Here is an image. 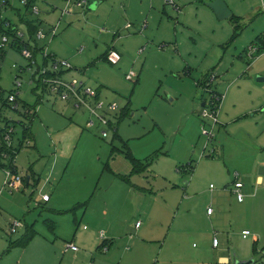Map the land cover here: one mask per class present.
I'll use <instances>...</instances> for the list:
<instances>
[{"label": "rangeland", "instance_id": "rangeland-1", "mask_svg": "<svg viewBox=\"0 0 264 264\" xmlns=\"http://www.w3.org/2000/svg\"><path fill=\"white\" fill-rule=\"evenodd\" d=\"M84 1L83 7H69L47 48L58 46L64 53L58 57L71 66L67 79L82 81L98 91L101 101L116 105L109 116L116 134L107 129L103 138L96 126L85 130L91 144L84 138L77 142L73 155L53 172L56 182L45 185L52 153L49 138L36 141V147L31 135L25 138L30 143L14 159L23 179L19 191L3 188L0 169V264H264V183L254 186V172L243 177L256 154L259 173L264 174V80L257 81L264 78V49L257 38L264 39V0H223L232 15L221 20L207 7L211 0ZM94 2L99 6L90 9ZM36 5L39 14L13 0L2 11V19L9 22L3 30L14 28L27 39L26 23L53 25L65 4L43 0ZM249 47L260 50L250 54ZM108 48L122 52L116 65L104 60ZM36 61L40 64L39 56ZM28 63L16 45L0 50V125L6 120L13 126V147L22 136L18 122L27 120L26 106L37 107L40 91L28 83ZM129 71L136 74L134 80L125 78ZM15 76L22 81L16 110L6 101ZM209 91L225 93L222 104L235 115L232 122L216 126L209 145L215 148L212 157L201 156L205 139L200 125L209 124L200 116L201 103ZM248 106L254 108L246 112ZM86 111L79 110L82 128L89 117ZM44 146L46 154H38ZM117 150L128 152L146 169L131 175L130 161ZM187 163H192L191 171ZM107 164L127 173L132 185L105 169ZM31 171L36 182L30 179L25 185ZM235 171L245 182L244 203L237 207L229 192L220 195L223 234L205 218L206 208L217 211L216 192L232 187ZM85 189V196H79ZM43 194L51 198L48 203L40 202ZM14 219L26 226L12 233ZM137 221L148 229L144 236L134 230ZM27 227L34 231L29 242L15 244ZM243 229L250 232L246 238ZM103 231L113 238L106 253L96 247ZM213 231L217 248L212 247ZM72 241L79 251L64 252V244ZM220 254L229 262H220Z\"/></svg>", "mask_w": 264, "mask_h": 264}, {"label": "built area", "instance_id": "built-area-1", "mask_svg": "<svg viewBox=\"0 0 264 264\" xmlns=\"http://www.w3.org/2000/svg\"><path fill=\"white\" fill-rule=\"evenodd\" d=\"M21 4L24 5L25 9L30 11L33 14H39L40 9L36 5V2L43 0H19ZM64 7L59 9V18L56 23L53 25H47L46 27L35 28V30L30 34L27 29V38L31 39L33 42L38 40H43L46 36L53 38L56 35L57 28L61 19L64 15L69 14V7L74 5L76 7H83L85 1L83 0H63ZM13 0H0V26L2 31L0 32V50H3L6 46L12 47L14 45L18 46L19 53L21 56L27 60L29 63L26 67L27 70H30V78L28 83L33 85L34 88H39L38 97L41 98L43 94H53L56 95L59 99L63 101H71L75 107H83L89 113V118L87 120V127L100 126L102 129L100 130V135L105 138L108 136L107 129L112 130L111 122L109 120V116L113 115L116 110L115 104L106 103L98 98L97 93L91 87L85 85L81 81L76 79L67 80L62 78L61 73L63 70H68L71 68L70 64L63 59L55 58L47 48H39L34 46H25L24 42V33L15 30L14 28L9 29L8 31L3 30V25L9 26V22L5 19H2V11L5 7L11 6ZM167 3H172L171 0H167ZM177 8V7H176ZM129 26V25H127ZM250 54L256 53L258 51V47L253 49L249 47ZM252 53V54H253ZM41 58V63L38 64L36 61V56ZM119 56L113 49H108L106 52V60L111 64H117L119 62ZM32 65H34L35 69L32 70ZM24 69L21 68L20 71ZM136 74L133 71H129L125 74V78L127 80H134ZM19 76L14 77L13 81V92L7 94L6 101L7 103H12L14 105L15 110L17 109L16 98L19 94V89L22 87V81L18 78ZM32 91L34 89L32 88ZM206 91V89H205ZM2 89L0 88V100L2 98ZM223 99V94L218 93L216 91H209V98L206 101H203L202 110L200 112V116L203 120L209 122L208 126L202 123L200 125V133L205 139V144L203 146V154L212 155L214 152V148L209 147L214 140V129L218 125V112L220 109V105ZM40 101V99H39ZM35 114V107L26 106V111L24 113L25 116H30ZM8 125L5 127L4 131L1 134L2 143L5 145L7 149L12 148V136L14 134L13 126ZM25 141V142H24ZM23 141V145H28L30 143L29 140ZM8 157V152L2 150L0 152V161L6 159ZM188 170H191V163H187ZM180 170V169H179ZM185 171V170H182ZM4 174L3 180V188H7L8 191H17L23 185V180L18 170L13 166V163L7 166H4L2 169ZM232 189L231 192L234 195L235 199L238 202H242L244 198V194L241 191L243 187V183L239 181L238 172L232 173ZM48 195L43 194L41 199L42 201L48 200ZM212 208L209 206L206 208V213L211 214ZM139 222H136L135 227L139 226ZM23 226V222L19 219H14L11 221L9 225L10 232L14 233L18 228ZM250 232L248 230H242L241 235L243 238H246ZM131 236H129L130 238ZM99 240H101L99 248L103 251H106L107 244L105 242V237L103 232H100L98 235ZM218 240L216 236L212 238V246H218ZM128 249V246L126 247ZM77 251L78 247L73 242H66L64 244L63 251Z\"/></svg>", "mask_w": 264, "mask_h": 264}, {"label": "crops", "instance_id": "crops-1", "mask_svg": "<svg viewBox=\"0 0 264 264\" xmlns=\"http://www.w3.org/2000/svg\"><path fill=\"white\" fill-rule=\"evenodd\" d=\"M100 3V2H99ZM98 3V4H99ZM99 6V5H97ZM96 6V7H97ZM76 7V6H75ZM73 9H75L73 7ZM232 15V14H231ZM66 16V15H64ZM63 16V17H64ZM62 17V18H63ZM235 18H237V16H234ZM59 18V17H58ZM62 20V19H61ZM60 25V23H59ZM126 27L128 28V26L126 25ZM30 28V29H29ZM29 30L30 34H32V32L34 31V28L33 26L29 27L28 25H26V30ZM53 38H50L49 36H46L43 40H38L35 42H33L31 39L27 38L25 39V43L28 44V45H31V46H34V45H37V47H39L40 49L41 48H47V45L49 43H51ZM44 41V42H43ZM264 40H261V43H263ZM55 49V50H54ZM54 49H48L47 50L57 59H63V58H60L58 56H64V53L59 49V47L57 46H54ZM109 49V48H108ZM107 49V50H108ZM106 50V52H107ZM114 50V49H113ZM118 56H119V62L121 61V59L123 58L122 57V52H120L119 50L115 49L114 50ZM105 52V53H106ZM59 55H58V54ZM38 56V55H37ZM65 56H68L67 54H65ZM74 55H72L71 57L73 58ZM65 60V59H63ZM104 60L109 63L106 59H105V56H104ZM118 62V63H119ZM40 63H41V58H40ZM110 65H116V64H111L109 63ZM77 70V69H75ZM70 70H63V72L61 73V76L62 78L64 79H67L66 76H68L70 74ZM111 77V76H110ZM263 78V77H261ZM67 80H70V79H67ZM264 80V79H263ZM82 82V81H81ZM83 83V82H82ZM96 91V90H95ZM218 93H221L219 91H216ZM97 93V96L99 98V93L98 91H96ZM223 94V99L222 101L224 100V97H225V93H221ZM39 94L36 95V103H37V107H35V114L32 115V118H31V121L29 122V128H30V135L33 139V144L34 146L36 145V141L39 142V144L41 143H44V140L46 138H49L48 140V143H49V147H47L48 149H52V153H51V158H49L47 161L50 160V166H49V169H48V174H47V179L44 180L43 182V185H45V183L47 182H50V180H53V182H56L57 178H56V174H54L53 172L55 171V169L57 167H59L58 163L63 160L65 162L66 158L68 159L70 156L73 155V153L75 152L76 148H77V142H79L82 138H84V140L87 142L88 145L91 144L92 142V136H88V132H85V130L87 131L88 129L92 128V127H87V121L84 122V126L83 128L80 127L82 124L81 120H80V116H79V110L82 111V109H84L86 111L85 108L83 107H75L71 101H63L61 99H59L58 97H56V95H53V94H48V93H45L43 95V98H39L38 97ZM234 95V97L237 98V93L235 94H232ZM40 99V101L38 100ZM40 103V104H39ZM203 103V102H202ZM201 103V104H202ZM223 102H221V105H220V108L221 110L219 109V112H218V126H217V129L222 125V121L226 122L227 124L232 122L233 119L235 118V115L228 109L226 108V104H222ZM39 104V105H38ZM260 106V105H259ZM82 108V109H81ZM254 107H251V106H248L247 107V111L246 112H249L250 110H252ZM55 109H57L56 111H58L57 113L55 112ZM88 112V111H86ZM89 114V113H88ZM87 115V113H86ZM242 116L246 117V113H243ZM89 117H87L86 120H88ZM220 119V120H219ZM75 120H77L79 123H77ZM258 122H261V120H256ZM76 122V123H75ZM6 123L3 124V126L1 127L0 125V128H3L5 126ZM79 124V125H78ZM94 127V126H93ZM97 127V131L99 132V129H102L100 126H96ZM216 128V127H215ZM215 130V129H214ZM213 130V131H214ZM112 132H116V129L114 127H112ZM85 134V135H84ZM116 134V133H115ZM99 135H100V132H99ZM247 136V135H246ZM215 137V136H214ZM249 137V136H247ZM19 142V140H18ZM75 142V143H74ZM205 144V142H204ZM203 144V146H204ZM13 146V145H12ZM71 146L74 147V149L72 151H70V148ZM36 147V146H35ZM86 148L84 149H81L80 150V153L84 152L85 149H87V146H85ZM213 147V146H212ZM214 148V147H213ZM37 149V148H36ZM45 149H46V146L44 147H40L39 149H37V153L38 154H46L45 153ZM21 150V149H20ZM19 150V151H20ZM203 150V148H202ZM116 151V150H115ZM118 153H121L122 152L120 150H117ZM116 152V153H117ZM203 152V151H202ZM201 152V156H204V154ZM112 153V152H111ZM115 153V152H114ZM256 153H257V150H256ZM18 154V153H17ZM16 154V156H17ZM113 154V153H112ZM215 154V148H214V152L212 155H207L209 157H212L214 156ZM123 155V154H122ZM15 156V157H16ZM48 156V155H46ZM112 156V155H111ZM124 156V155H123ZM39 157H41V155H39ZM49 157V156H48ZM125 157V156H124ZM257 162V154L256 156L254 157L253 159V162H251V169L250 171L245 174L244 173V176L243 177H247L249 174H251L252 172H254L255 176H254V186L255 187H260V185H262L264 183V174H260L259 171L260 169H262V166H260V163H256ZM147 167V166H146ZM105 169H109L110 172L118 177V178H121L122 180H125L122 178V176H126L127 173H121V171H117L115 169H111L109 167V165H105L104 166ZM192 163H191V170H192ZM17 169V168H16ZM132 169V166L130 164V171ZM18 170V169H17ZM190 170V171H191ZM114 171V172H113ZM116 172V173H115ZM126 172V171H125ZM21 175V173H19ZM135 174V173H134ZM132 175V174H131ZM34 171H31V178L29 176V180L28 182L26 183L25 181V185H28L30 179H32V181H34V183L36 182L34 180ZM240 177V175H239ZM26 179V178H25ZM4 180V178H3ZM245 180V179H244ZM128 184L132 185L129 178L127 180ZM239 181H240V178H239ZM53 185V184H52ZM136 186V185H135ZM212 188V186H211ZM210 188V189H211ZM246 186H245V182L243 183V187L241 188V191L242 189H245ZM231 189L232 187L230 188H226L225 190H218L216 192V198L214 199V202H216V204L219 205V207L216 208V212L214 211V207H211L212 208V212L211 214H207L206 213V216L205 218L208 220L210 219V222L214 221L219 227L220 229L222 230V233L224 234L223 232V228H224V222L222 220V217L221 215L219 214V209H220V203L222 201V198H220V195L221 194H227L228 192L230 193V195L233 197V204L236 205L237 207H240L244 201L242 202H238L235 197L232 195V192H231ZM254 189V188H253ZM212 190V189H211ZM19 191V190H17ZM83 193H81V195L79 194V196H85V192H86V189L85 191L82 190ZM253 191V190H252ZM10 193V192H9ZM93 193V191H92ZM252 193V192H251ZM251 193H247V195H253ZM215 194V192L213 193ZM214 196V197H215ZM51 200L50 197H48V200L47 201H42L41 197H40V202L41 203H48L49 201ZM90 200V199H89ZM89 200H87L85 203H87ZM167 200L169 202H174V200H171L170 199V195H168L167 197ZM211 206V205H210ZM209 207V206H208ZM48 209L49 208H52V207H47ZM221 214H224L225 213H221ZM138 222V221H137ZM136 224V222H135ZM24 225V224H23ZM26 225L22 226V227H25ZM21 227V228H22ZM142 223L139 224L138 227H135V231L140 234L141 236H144V234H147L148 233V229L147 228H142ZM83 228H85V226H83ZM244 230V229H243ZM100 233V232H99ZM98 233V235H99ZM106 233L107 235H112L113 232L108 229L106 230ZM106 233L103 231V234H104V237H106ZM216 231H213L212 233V238L213 236H217L216 235ZM129 236H131L129 238ZM242 236V235H241ZM133 237L132 234H129L127 236V239H131ZM98 238V236H97ZM99 239V238H98ZM73 242V241H72ZM105 242L107 244V249L106 251H103L99 248V245L96 246L100 251L106 253L107 251L110 250V248L112 247L113 245V238L112 237H106L105 238ZM74 243V242H73ZM139 243H142V239L140 240ZM75 244V243H74ZM76 245V244H75ZM77 246V245H76ZM218 246H219V243H218ZM217 246V247H218ZM78 247V246H77ZM127 245L125 246V249H126ZM213 247V246H212ZM217 247H213V248H217ZM129 250V247L128 249ZM79 251V247H78V250L75 251V253H77ZM222 251H224L222 249ZM67 252V251H66ZM218 260L222 263H228L229 262V257L224 255V254H220L218 256Z\"/></svg>", "mask_w": 264, "mask_h": 264}, {"label": "trees", "instance_id": "trees-1", "mask_svg": "<svg viewBox=\"0 0 264 264\" xmlns=\"http://www.w3.org/2000/svg\"><path fill=\"white\" fill-rule=\"evenodd\" d=\"M26 25H28L29 27L33 26L31 25L29 22L26 23ZM34 30L36 27H34ZM30 29V28H29ZM2 31V28L0 26V32ZM258 38V46L260 48H263L264 49V44L261 43V38L260 37H257ZM264 40V39H263ZM264 43V42H263ZM24 45L25 46H31V45H28L24 42ZM37 47V45H36ZM260 48L258 50H260ZM105 59H106V54H105ZM39 100V99H38ZM30 107V106H29ZM24 117L27 119L26 121H19L18 122V125L21 127V139L19 140L18 142V145L13 147L11 149H7L5 147V145L2 143L0 145V152L2 150H5L8 152V157L6 159V162H1L0 161V169L2 170L4 166H7V165H10L13 163V166L16 168L15 164H14V159H15V156L16 154L18 153V151L23 147V141L25 138H27L28 136H30V128H29V122L31 121V117L30 116H25ZM5 126L3 128H0V138H1V134L2 132L4 131L5 127L8 125L7 121L5 120ZM115 150L113 149L112 150V153H114ZM122 154H124V156L130 161L131 163V166H132V169H131V173H140V172H143L145 169H146V166L142 165V163L140 161H138L136 158H134L133 156H131L128 152H123L121 151ZM123 179L127 180L128 179V176H122ZM23 180V179H22ZM33 228L32 227H27L26 228V231H25V234L18 240L15 242V244H18V245H26L28 242H29V239L31 238L32 234H33Z\"/></svg>", "mask_w": 264, "mask_h": 264}, {"label": "water", "instance_id": "water-1", "mask_svg": "<svg viewBox=\"0 0 264 264\" xmlns=\"http://www.w3.org/2000/svg\"><path fill=\"white\" fill-rule=\"evenodd\" d=\"M99 2H94L92 3L89 8L90 9H95L96 6L98 5ZM207 7H209L213 13L215 14L216 18L221 20L223 18H226L231 15V11L227 7L226 3L223 0H211L208 2ZM264 78L257 77V81H263ZM203 106V103L201 104ZM26 183L29 180V176L26 177ZM252 260H247V261H240V260H235L234 264H250Z\"/></svg>", "mask_w": 264, "mask_h": 264}]
</instances>
